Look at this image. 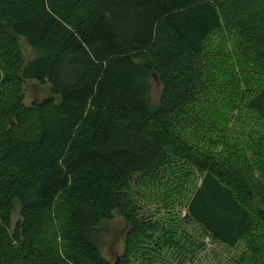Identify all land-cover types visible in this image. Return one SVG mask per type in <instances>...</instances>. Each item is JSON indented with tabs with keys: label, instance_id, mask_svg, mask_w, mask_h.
Returning <instances> with one entry per match:
<instances>
[{
	"label": "trees",
	"instance_id": "16d2710c",
	"mask_svg": "<svg viewBox=\"0 0 264 264\" xmlns=\"http://www.w3.org/2000/svg\"><path fill=\"white\" fill-rule=\"evenodd\" d=\"M217 32L235 49V76L213 75ZM21 39L38 52L29 62ZM0 51L13 61L0 105V264H113L103 227L116 213L130 226L120 264H133L157 230L135 185L172 158L202 173L189 218L228 246L246 240L264 264V0H0ZM28 80L50 95L25 104ZM217 81L260 124L246 147L218 128L202 142L222 140L223 153L187 149L176 120Z\"/></svg>",
	"mask_w": 264,
	"mask_h": 264
},
{
	"label": "rangeland",
	"instance_id": "374dc122",
	"mask_svg": "<svg viewBox=\"0 0 264 264\" xmlns=\"http://www.w3.org/2000/svg\"><path fill=\"white\" fill-rule=\"evenodd\" d=\"M21 48L26 62L32 60L38 52L21 39ZM212 50L218 53L216 61L220 64L214 74L237 75L235 49L230 42H225L224 35L215 33L211 39ZM210 51V49H209ZM212 56V54L210 53ZM234 57V59H233ZM13 61L6 52L0 51V105L8 99L12 90L13 76L9 66ZM24 103L30 105L50 95V85L36 80L23 83ZM244 90V85L240 86ZM158 80L152 81V102L156 104L161 92ZM208 95L190 112V116H179L173 127L174 136L189 149V143L202 150L223 153L222 140L213 145L208 140L220 139L218 128H224L229 136V143L246 141L258 128L259 121L243 106V99L234 95L233 86L217 81L208 88ZM233 99V100H232ZM203 119L202 124L198 122ZM205 122V123H204ZM214 126V127H212ZM231 143V144H232ZM251 156V153H248ZM255 177L256 174H255ZM202 173L194 170L185 159L172 158L161 175L151 183L135 185V198L141 205V215L148 220V225L156 227L150 231L153 238H146L134 248L133 264H262L252 252L246 240L235 247L228 246L212 238L188 216V203L196 187L200 184ZM19 219V206H16L14 223ZM105 240L102 253L113 264H120L126 250L127 232L130 226L116 213L111 221L104 223ZM53 234V231L51 232ZM250 256V258H248ZM248 259V261H247Z\"/></svg>",
	"mask_w": 264,
	"mask_h": 264
},
{
	"label": "flooded vegetation",
	"instance_id": "af4514ba",
	"mask_svg": "<svg viewBox=\"0 0 264 264\" xmlns=\"http://www.w3.org/2000/svg\"><path fill=\"white\" fill-rule=\"evenodd\" d=\"M117 260H118V261H121V257H120V258H119V257H117Z\"/></svg>",
	"mask_w": 264,
	"mask_h": 264
}]
</instances>
